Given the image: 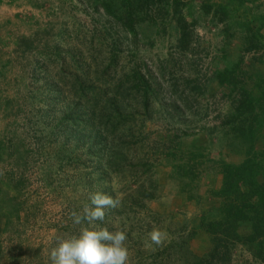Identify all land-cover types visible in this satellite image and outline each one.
Instances as JSON below:
<instances>
[{
	"label": "rangeland",
	"instance_id": "rangeland-1",
	"mask_svg": "<svg viewBox=\"0 0 264 264\" xmlns=\"http://www.w3.org/2000/svg\"><path fill=\"white\" fill-rule=\"evenodd\" d=\"M104 1L0 0V264H51L59 240L85 226L71 213H82L96 191L118 200L97 224L127 234L126 264H196L213 247L199 222L220 206L210 191L221 185V164L239 163L246 148L222 124L230 88L215 71L227 59L264 71V49L244 44L264 0H183L189 50L179 45L175 0L169 13L156 0L147 8L152 20L134 32ZM87 89L101 94L90 111L99 151L63 124L84 113ZM192 150L203 155L197 177L180 167ZM144 182L153 197L138 194ZM153 229L166 234L158 245ZM254 252L239 244L231 264H264Z\"/></svg>",
	"mask_w": 264,
	"mask_h": 264
},
{
	"label": "trees",
	"instance_id": "trees-1",
	"mask_svg": "<svg viewBox=\"0 0 264 264\" xmlns=\"http://www.w3.org/2000/svg\"><path fill=\"white\" fill-rule=\"evenodd\" d=\"M244 3L246 0H238ZM156 0H120L122 14L119 16L113 9V0L104 1L102 7L107 13L113 15L117 20L132 32L135 24L142 20H152L147 8L155 4ZM174 15L180 31L179 45L183 50L190 49L192 42V22L188 21L183 14V0H175ZM170 3L166 0L163 9L169 13ZM206 10L212 5L203 4ZM218 9L227 12L224 3L216 5ZM258 25L248 24V31L244 42L248 51L264 49V16L259 17ZM253 19V21H255ZM259 60L264 61V52ZM242 61H229L222 68L215 71V78L221 85L230 88L231 111L225 117L222 124L227 125L234 137L245 142V156L239 163L223 162L219 168L222 182L218 188L211 189V194L220 199V206L214 212L204 214L199 222V227L211 237L213 247L210 253L196 261V264H231L234 249L239 244L253 245L254 257L264 262V71H251L243 67ZM140 82H144L145 79ZM140 82L134 83V88H139ZM150 93L146 89L145 101L148 102ZM87 103L84 105V113L80 117L72 119L65 118V128L70 130L71 135L81 136L84 134V142L92 140L90 148L100 149L101 140L94 137V131H101L94 127L90 111H97L100 105L101 94L93 89H87L83 93ZM87 106V107H85ZM90 124L92 126H90ZM94 128V129H93ZM116 129H113L115 132ZM83 132V133H82ZM98 140V145L94 142ZM198 148V147H196ZM174 154V153H170ZM203 157L199 151L192 150L187 171L183 175L197 177L195 170L199 159ZM99 161V160H98ZM185 165V164H184ZM193 179V177H192ZM99 185H103L99 182ZM154 187V183H150ZM138 194L153 197L144 182ZM247 226L246 231H241V226Z\"/></svg>",
	"mask_w": 264,
	"mask_h": 264
},
{
	"label": "clouds",
	"instance_id": "clouds-1",
	"mask_svg": "<svg viewBox=\"0 0 264 264\" xmlns=\"http://www.w3.org/2000/svg\"><path fill=\"white\" fill-rule=\"evenodd\" d=\"M89 200L82 213H71L75 224L85 226L77 234L59 240L50 252L51 264H126L127 234L97 224L105 219V208L116 207L118 200L101 191L90 193ZM165 235L159 229L149 233L151 242L157 245Z\"/></svg>",
	"mask_w": 264,
	"mask_h": 264
}]
</instances>
